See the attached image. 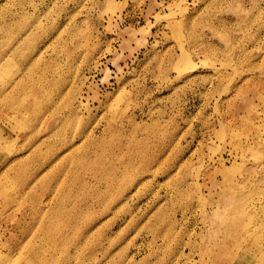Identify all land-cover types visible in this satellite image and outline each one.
<instances>
[{"label": "rangeland", "instance_id": "374dc122", "mask_svg": "<svg viewBox=\"0 0 264 264\" xmlns=\"http://www.w3.org/2000/svg\"><path fill=\"white\" fill-rule=\"evenodd\" d=\"M0 264H264V0H0Z\"/></svg>", "mask_w": 264, "mask_h": 264}]
</instances>
